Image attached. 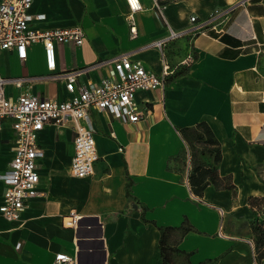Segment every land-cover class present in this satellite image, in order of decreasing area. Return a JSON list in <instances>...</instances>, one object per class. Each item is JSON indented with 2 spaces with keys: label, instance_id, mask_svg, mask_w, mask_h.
Returning a JSON list of instances; mask_svg holds the SVG:
<instances>
[{
  "label": "crops",
  "instance_id": "crops-1",
  "mask_svg": "<svg viewBox=\"0 0 264 264\" xmlns=\"http://www.w3.org/2000/svg\"><path fill=\"white\" fill-rule=\"evenodd\" d=\"M138 1L131 11L126 0H33L29 12L41 15L38 28L78 24L84 32L79 45L55 44L56 70L125 52L159 72L150 41L187 28L191 15L202 20L215 8L235 7L221 33L206 26L165 44L175 70L163 92L134 93L139 119L89 109L98 155L91 174L70 173V124L39 130L44 194L26 203L19 220L0 212V264H53L58 253L70 264H264L250 231L264 199V0ZM186 55L192 60L178 64ZM113 73L103 65L76 83ZM0 74L38 77L7 83L11 98L69 96L63 80L45 77L40 42L28 46L24 61L0 50ZM9 122L0 131V172L12 154ZM3 190L0 179V203Z\"/></svg>",
  "mask_w": 264,
  "mask_h": 264
},
{
  "label": "built area",
  "instance_id": "built-area-1",
  "mask_svg": "<svg viewBox=\"0 0 264 264\" xmlns=\"http://www.w3.org/2000/svg\"><path fill=\"white\" fill-rule=\"evenodd\" d=\"M32 2L33 0H0V50L12 49L18 59L24 61L28 46L35 42L42 43L47 69L45 77L63 80L69 96L58 100L21 93L16 98H11L4 92L7 83L19 87L24 82L38 77H5L0 74V131L4 122L9 120L12 132L11 158L6 168L0 172V179L4 183L0 212L10 221L19 220L26 203L44 194L39 188L36 160L42 155L38 132L46 123L56 127L71 125L74 138L73 154L69 162L70 173L74 176L91 174L98 155L94 130L88 115L89 109L107 111L115 118H126L129 121L139 119L141 112L134 101V93L144 89H159L163 92L168 76L175 70V66H171L167 61L163 49L165 44L186 31L193 34L206 26L221 33L223 23L235 7L231 5L215 8L202 20L191 15L187 28H168L166 35L150 41L148 45L159 50V72L146 69L125 52L86 65L56 70L55 44L79 45L83 42L84 32L78 24L54 28L36 27L34 20L41 19V15L30 14ZM126 2L131 11L140 8L138 0ZM242 2L243 0H239L238 3ZM131 29L134 30V27ZM191 60L192 55H186L178 64H188ZM107 64L113 68L112 75H103L98 81L88 79L80 84L76 83L88 72ZM218 213L222 217L224 210L218 207ZM72 216L75 219L73 214ZM70 263L71 258L66 254L58 253L54 256L53 264Z\"/></svg>",
  "mask_w": 264,
  "mask_h": 264
},
{
  "label": "trees",
  "instance_id": "trees-1",
  "mask_svg": "<svg viewBox=\"0 0 264 264\" xmlns=\"http://www.w3.org/2000/svg\"><path fill=\"white\" fill-rule=\"evenodd\" d=\"M181 132L184 133V129H181ZM250 226L255 234V250L257 251V257L262 258V253L264 251V221L251 222ZM260 247L263 248L262 251H259Z\"/></svg>",
  "mask_w": 264,
  "mask_h": 264
},
{
  "label": "rangeland",
  "instance_id": "rangeland-1",
  "mask_svg": "<svg viewBox=\"0 0 264 264\" xmlns=\"http://www.w3.org/2000/svg\"><path fill=\"white\" fill-rule=\"evenodd\" d=\"M35 60V58H34ZM36 61V60H35ZM200 130L202 131L203 135L206 137V139L209 141V136L207 134V131L204 128H200ZM194 138L191 137L189 138V147L190 145H192V143L194 142ZM197 144V142H195ZM260 179L264 182V171L259 175ZM256 215H257V221H264V201L259 202L258 205L256 206ZM250 231L252 233L253 236H255L251 226H250ZM262 247L259 248V251H262ZM262 263H264V251L262 253Z\"/></svg>",
  "mask_w": 264,
  "mask_h": 264
}]
</instances>
